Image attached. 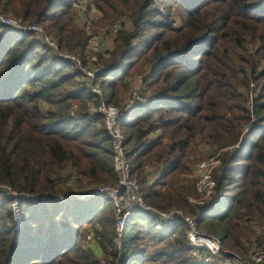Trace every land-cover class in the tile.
<instances>
[{
	"label": "trees",
	"instance_id": "16d2710c",
	"mask_svg": "<svg viewBox=\"0 0 264 264\" xmlns=\"http://www.w3.org/2000/svg\"><path fill=\"white\" fill-rule=\"evenodd\" d=\"M75 1L0 0V15L57 45L0 22V264H203L182 219L166 225L126 189L72 194L120 183L97 107L121 94L135 100L117 126L143 202L182 211L227 250L264 251V0H90L83 13ZM117 20L112 47L89 63V33ZM65 52L97 69L100 94ZM210 158L204 201L193 169ZM117 205L133 211L120 235ZM87 223L102 261L84 246Z\"/></svg>",
	"mask_w": 264,
	"mask_h": 264
},
{
	"label": "built area",
	"instance_id": "2783aa9c",
	"mask_svg": "<svg viewBox=\"0 0 264 264\" xmlns=\"http://www.w3.org/2000/svg\"><path fill=\"white\" fill-rule=\"evenodd\" d=\"M90 0H76L73 3L74 9L81 11L82 13L86 11L85 6ZM0 22L14 27L19 31H32L34 32L37 38H42L49 46L53 49H57L56 43L50 38L44 35L42 28L38 25H27L20 24L12 17L0 15ZM121 20H117L109 26V29L112 33H117L120 28ZM88 55L87 59L96 61V53L102 52L101 45L98 41V38L91 34L88 44ZM62 58L72 59L76 61L79 69L85 76V83L91 92L95 94H100V89L93 82V77L97 69H91L89 67L82 66L80 61L76 59L73 55L65 52L61 54ZM135 100L132 98H125L121 105L115 106L114 104H105L101 103L97 107V111L100 112L105 119L107 128L112 134L115 144V166L119 174L120 183L115 188H109L107 186H99L97 188L91 189L87 193L81 195L74 194V197L85 198L88 196H93L97 193L103 191H111L112 193H118L122 189H126L128 194L131 197V200L135 205L138 206L141 210L152 211L157 217L158 220L165 223L166 225H171L175 222L176 219L180 218L187 224L186 237L188 242L193 247V254H196L198 249H204L205 252L201 256L203 264H264V251L259 247H254L251 249L247 256H242L241 254L232 250H227L223 248L220 244V240L217 236L203 233L199 230L195 224V221L192 217L184 214L182 211L177 209H172L168 211H157L151 206L143 202L142 198L139 195V187L137 182L129 176V164L124 158L123 149L121 146V135L118 131L117 123L124 116L125 112L131 110L134 107ZM193 174L196 178V186L199 192L202 195L203 199H207L213 189V179H212V168L206 161H200L194 165ZM69 197V194H64L59 199H64ZM133 216V211L128 210L124 214H120V210L117 209L116 212V231L118 235L121 234L125 221Z\"/></svg>",
	"mask_w": 264,
	"mask_h": 264
},
{
	"label": "rangeland",
	"instance_id": "374dc122",
	"mask_svg": "<svg viewBox=\"0 0 264 264\" xmlns=\"http://www.w3.org/2000/svg\"><path fill=\"white\" fill-rule=\"evenodd\" d=\"M91 10H88V22H87V26L90 25L91 23V20L93 22L96 21V19L99 18L94 16L93 14H91ZM99 34H93L90 30L88 32H91L89 34H92L93 36L97 37L98 38V41L101 45V50H106V48H111L112 47V39L114 38V33H112L110 31V29L107 27L106 28H103V29H100L99 30ZM111 40V47L108 45L109 41L108 40ZM91 54V53H90ZM89 54V55H90ZM87 55V56H89ZM95 56L97 57V53L95 54ZM91 61L89 60V63ZM137 82V81H136ZM135 85V84H134ZM138 88V85H135L134 86V90ZM125 94H121L120 96V103H118V105H120L121 103H123L124 99H125ZM128 96V95H127ZM115 105V104H114ZM117 106V104L115 105ZM118 128V127H117ZM118 131H119V128H118ZM201 146V149L199 151L202 152V154L204 153L205 155L206 154H210L212 152V150H215V148H217V146L215 145H212V144H208V143H201L200 144ZM214 152V151H213ZM202 161H206L208 162V164L210 165V167L213 169L214 166H215V160H213V158H210V160H206V159H202ZM90 188H91V185L87 184L86 182L83 183V184H75L72 188V194H76V195H81L83 193H87L90 191ZM200 195V194H199ZM30 199H32V196L30 197L29 196H26ZM202 196L200 195L199 196V200H201ZM58 198H61V196H59ZM203 199V198H202ZM206 199H204L205 201ZM202 204V203H201ZM117 209H118V205H117ZM85 228H86V231H85V234H84V246L87 248V249H91L92 251L96 252L97 255H98V258L99 260L102 261V253H101V250L99 248V245H98V241L96 240V236H95V233H94V228L92 227L91 224L87 223L85 225ZM122 231V230H121ZM203 232V231H201ZM203 233H207V232H203ZM208 234H211V233H208ZM211 235H214V234H211ZM215 236V235H214ZM218 238V237H217ZM219 239V238H218ZM221 244V243H220ZM222 245V244H221ZM231 251V250H230ZM233 252V250H232Z\"/></svg>",
	"mask_w": 264,
	"mask_h": 264
},
{
	"label": "crops",
	"instance_id": "0c3cea01",
	"mask_svg": "<svg viewBox=\"0 0 264 264\" xmlns=\"http://www.w3.org/2000/svg\"><path fill=\"white\" fill-rule=\"evenodd\" d=\"M90 10H91V12H92L91 14H93L94 16L98 17V16L100 15V14L98 13V11L95 10V8L91 7ZM77 18L81 19L80 14L78 15ZM108 41H109L108 45L111 47V40L109 39ZM106 49H110V48H106Z\"/></svg>",
	"mask_w": 264,
	"mask_h": 264
},
{
	"label": "water",
	"instance_id": "95a60500",
	"mask_svg": "<svg viewBox=\"0 0 264 264\" xmlns=\"http://www.w3.org/2000/svg\"><path fill=\"white\" fill-rule=\"evenodd\" d=\"M19 198H21V197H19Z\"/></svg>",
	"mask_w": 264,
	"mask_h": 264
}]
</instances>
